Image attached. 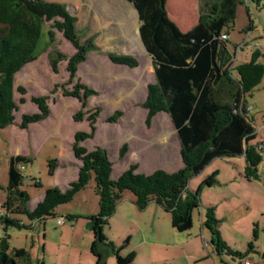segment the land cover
I'll list each match as a JSON object with an SVG mask.
<instances>
[{
	"label": "trees",
	"instance_id": "1",
	"mask_svg": "<svg viewBox=\"0 0 264 264\" xmlns=\"http://www.w3.org/2000/svg\"><path fill=\"white\" fill-rule=\"evenodd\" d=\"M125 1L138 14L139 40L153 66L154 80L146 84V97L142 102L146 110L145 124L150 126L152 118L159 112L169 115L179 142L182 166L172 172L159 168L142 173L137 171L138 164L132 162L116 179H112L113 162L107 151L102 146L87 150L82 145L86 139H92L97 130L100 107L83 111L87 98L95 95L96 91L79 79L74 82L78 65L86 60L88 53L97 49L94 36H81L76 15L58 1L0 0V129L14 124V113L19 110V104L25 102L23 95L26 89L22 85L14 88L15 75L37 59L41 33L47 24L49 42L53 43L57 32L73 46L71 55L54 51L48 60L56 73L57 65L66 61V83H74L70 89L64 90L60 86L62 93L77 99L80 104V110L72 115V119L80 121L85 118L89 126V131L79 130L73 135L71 151L81 161L77 178L70 181L64 190L53 186L46 188L44 196L32 209L29 207L30 194L21 189L25 179L21 168L32 162V158L21 154L10 156L6 195L0 209V264H31L32 259L25 249L10 247L9 229L32 227L26 226L21 216L31 222L54 217L60 205L71 202L91 181L98 196V211L84 217L92 234L89 251L96 258L94 264L107 263L101 247L114 255L116 264H133V251L126 255L120 253L128 244V237L118 246L103 233L125 191L134 195L133 203L138 210H144L153 202L170 215L173 228L186 232L192 228L195 210L199 211L202 190L219 183L217 171L207 175L195 189H190L189 183L214 159L243 156V176L250 180L261 179L258 169L263 160V143L258 138L254 118L246 105V95L258 87L264 77V64L258 61L264 55V49H256L248 61L237 64L227 38L221 39L233 28L237 5L248 0H200L199 11L205 13L208 20L186 31L180 30L169 17L165 6L167 0ZM249 1L259 8L263 0ZM106 56L115 64L129 68L139 66L138 59L132 55L108 52ZM57 87L54 85L51 93ZM14 90L22 95L18 102L13 97ZM48 98L49 95L30 97L38 111L21 114V129L44 120L51 113ZM119 116L122 112L116 110L106 121L114 122ZM127 149V143L118 149L119 159L124 157ZM57 163V159L48 160V174L54 176ZM31 180L36 187L41 186L35 178ZM65 218L72 222L76 216L65 214ZM202 224L210 230L218 251L237 258H244L255 251L254 242L259 235L256 223L252 239L243 252L232 251L221 239L214 206L205 208Z\"/></svg>",
	"mask_w": 264,
	"mask_h": 264
},
{
	"label": "rangeland",
	"instance_id": "2",
	"mask_svg": "<svg viewBox=\"0 0 264 264\" xmlns=\"http://www.w3.org/2000/svg\"><path fill=\"white\" fill-rule=\"evenodd\" d=\"M46 1H58L64 4L67 10L76 15L81 36H94V43L97 46V49L88 53L86 60L78 65L74 80L76 82L79 79L96 91L95 95L87 98V105L83 111H92L100 107L96 120L97 130L93 138L86 139L82 145L87 147V150L102 146L107 151L108 158L113 162L112 179H116L132 162H139L140 171L144 173L157 169L160 164H157V160L152 155L143 153L141 147L144 146L145 150L159 149L161 147L159 141L165 140L169 147L175 150V130L169 115L165 112H159L152 118L150 126L145 124L146 110L142 107V102L146 97V84L152 82L154 77L151 59L139 42L137 30L114 29L113 18L108 19L109 21L106 18H98L96 22L92 19L89 10L70 8L72 5H81L85 0ZM199 3L200 0H169L168 10L171 17L178 20L180 27H190L192 23H201L207 18L205 13L198 12ZM47 27L48 24L41 33L37 59L22 67L15 75L14 88L22 85L26 89V94L23 95L25 102L19 104V110L14 113V124L0 129V209L6 195L8 162L11 155L21 154L32 158V162L24 164L21 168L25 178L21 189L30 194L32 206L44 194L46 188L53 186L64 190L70 181L77 178L79 160L71 151L73 135L79 130L89 131V126L85 118L80 121L72 119V115L80 110V104L77 99L64 96L62 93L60 86H63L64 90L70 89L74 83H66L68 78L65 70L66 61L57 65L56 73L51 69L48 60L49 54L54 51L71 55L74 50L71 43L57 32L54 34L53 43L49 42ZM227 42L237 64L248 61L256 49H264V0L259 8L249 0L245 4L237 5L236 18L233 28L229 30ZM108 52L132 55L138 59L139 66L126 69V66L113 64L106 56ZM258 61L264 64V55L260 56ZM56 84L58 87L51 93V89ZM35 95H49L47 103L51 113L44 120L31 123L29 129L22 130L19 127L21 114L38 111L37 105L30 101V97ZM19 96L22 95L14 90L13 97L16 102ZM246 100V105L254 118V127L259 133L258 138L263 143V161L258 170L259 174L264 176V77L259 86L246 95ZM116 110H120L122 116L114 122H107L106 119ZM124 143H127L130 149H127V154L119 159L118 149ZM52 158L58 160V169L56 168L54 176L48 174L47 167L48 160ZM214 161L191 179L189 188L195 189L205 175L213 172L214 167H220L219 170L227 169L224 161H233L236 165L229 162L231 167L228 169L229 172L220 171L218 179L223 183L227 182L230 171L234 173V177L243 173V157L230 156L217 158ZM33 178L40 182V187L33 184L31 180ZM215 189L217 186L204 191H215ZM206 196L208 195L205 194L203 197L204 202ZM97 197L91 181L86 189L73 197L71 202L60 205L54 217H47L42 222H31L27 217L21 216V221L26 226L32 225V227H24L20 230L9 229L10 247L25 249L32 259L31 264L96 263V258L89 251L92 234L84 216L97 213ZM133 198L134 195L130 191H125L117 202L115 213L110 216L109 223L103 230L109 239L118 243V246L122 245L119 236L121 228L125 230L124 224H127L124 234L132 232L130 248L134 250L145 248L143 246L145 238L152 240L156 233L161 240L173 239L172 231L177 235L171 226L170 215L166 211L153 202H150L151 207L148 209L138 210ZM155 208H159L161 215L153 220L151 217ZM203 211V207H200L199 211L195 210L193 216L195 223L199 212ZM65 214L76 216L75 222L72 221L76 225L75 229H71L73 224L65 218ZM59 215L64 217L62 225L57 222ZM1 234L0 228V236ZM108 254V258L104 256L106 264H112L115 257L109 251ZM144 264H149L148 259Z\"/></svg>",
	"mask_w": 264,
	"mask_h": 264
},
{
	"label": "crops",
	"instance_id": "3",
	"mask_svg": "<svg viewBox=\"0 0 264 264\" xmlns=\"http://www.w3.org/2000/svg\"><path fill=\"white\" fill-rule=\"evenodd\" d=\"M168 2L169 0L165 2L166 10L169 13L168 15L171 20L180 28V30H189L193 25L197 24L192 23L190 27H180L178 25V20L171 17V13L168 10ZM70 8L89 10L92 19H94L96 22L98 21V18H106L107 21H109L108 19L113 18L115 19L114 24L116 25H114V29L137 30L136 35L138 36L139 34L138 14L132 7V5L125 0H94V2L93 0H85L81 5H72ZM198 12L202 13L199 11V9ZM206 17L207 18L204 19L202 23L207 22L208 16L206 15ZM77 23L79 25L78 19ZM126 69L132 68L126 66ZM30 125L31 124H29L28 127L24 130L29 129ZM175 134V150L169 147L168 142L165 140L159 141L161 145L159 149L157 148L155 150H145L146 148H143L144 146L141 147V151L143 153H145L146 155H152V157L157 160V164H160L157 169L160 168L168 172H172L182 166V160L179 153L180 146ZM128 150L126 151V154ZM238 157L242 158L243 156ZM214 160L211 163L215 162ZM229 162L230 164L232 163L233 165H236V163H234L233 161H224L225 167H228L227 169L219 170L220 167L218 166L213 168V171H217V179L221 170L224 172H229L228 169L231 168ZM80 164L81 161L79 160L78 166ZM137 164V171L141 172L140 163L137 162ZM244 166L245 161L242 165V169L244 168ZM154 170L151 171L153 172ZM230 172L231 173L229 174L227 182L223 183L218 179L219 183L214 185V187L217 186V189L220 186H222V188H219L218 190L215 189V191H204V189L207 190L208 188L213 187L210 186L202 190L200 207H203L204 210L210 205L215 207L217 219L219 220L220 237L223 241L226 242L227 245L232 248V251L243 252L247 249V245L252 239L254 223H256L259 230V235L257 240L254 242L255 251L250 252L244 258L233 257L229 253L218 251L212 241L210 230L202 224V217L204 215L203 211L202 213L199 212V217L196 220V223L194 222L193 214V225L190 230L183 232L177 231L175 228H173L177 232V235H175L173 233L174 231H172L171 234L174 236V238L171 240H161L156 231L154 239L146 240L145 238V243L143 242V246H145V248H137L138 250L130 248L132 241V232H128V234L125 235L126 233L124 234V232L127 229V224H124L125 230L121 228L122 231H120L119 239L122 240L123 243L124 239L128 237V244L121 250V255H126L130 251H133V253L135 254L133 264H144L146 263L147 259L149 264H243L244 259H248L250 262H252V264H264V254L262 253L264 251V176L260 175V180H250L246 179L243 176V173L241 174L239 172L241 176L234 177V173L232 171ZM207 175H205L203 179ZM205 194L208 196H206V200L204 202L203 197ZM43 196L44 194H42V196L38 198L37 202L40 201ZM37 202H35L32 206L29 201V207L32 209L35 204H37ZM149 207H151L150 203L147 205L145 210ZM158 209L159 208H155V211L153 213L154 215L151 217L153 220L159 218L158 215L161 212ZM73 222V227L71 229H75L76 227ZM135 226L138 228L137 225ZM139 227L141 228L140 225ZM117 245L119 244L117 243ZM101 251L104 256L108 258V250L104 247H101ZM112 264H116V261H114Z\"/></svg>",
	"mask_w": 264,
	"mask_h": 264
},
{
	"label": "built area",
	"instance_id": "4",
	"mask_svg": "<svg viewBox=\"0 0 264 264\" xmlns=\"http://www.w3.org/2000/svg\"><path fill=\"white\" fill-rule=\"evenodd\" d=\"M228 37V35H226V34H223L222 36H221V39L222 40H224V39H226ZM58 224H60V225H62L63 223H64V218L63 217H60V218H58ZM243 264H252V262H250L248 259H244L243 260Z\"/></svg>",
	"mask_w": 264,
	"mask_h": 264
}]
</instances>
